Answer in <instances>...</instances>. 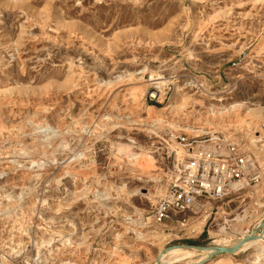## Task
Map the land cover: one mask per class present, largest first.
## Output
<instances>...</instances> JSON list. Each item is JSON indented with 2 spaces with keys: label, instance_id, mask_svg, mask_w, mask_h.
I'll use <instances>...</instances> for the list:
<instances>
[{
  "label": "rangeland",
  "instance_id": "1",
  "mask_svg": "<svg viewBox=\"0 0 264 264\" xmlns=\"http://www.w3.org/2000/svg\"><path fill=\"white\" fill-rule=\"evenodd\" d=\"M263 127L264 0H0V264H192L237 243L264 180L184 224L150 215L183 152L172 134L264 162ZM170 246L191 251L158 261ZM215 258L264 264V241Z\"/></svg>",
  "mask_w": 264,
  "mask_h": 264
},
{
  "label": "built area",
  "instance_id": "2",
  "mask_svg": "<svg viewBox=\"0 0 264 264\" xmlns=\"http://www.w3.org/2000/svg\"><path fill=\"white\" fill-rule=\"evenodd\" d=\"M172 138L182 147L168 169L170 183L151 212L157 224L176 221L204 199L219 200L232 188L264 180V162H257L242 144L223 134Z\"/></svg>",
  "mask_w": 264,
  "mask_h": 264
},
{
  "label": "bare ground",
  "instance_id": "3",
  "mask_svg": "<svg viewBox=\"0 0 264 264\" xmlns=\"http://www.w3.org/2000/svg\"><path fill=\"white\" fill-rule=\"evenodd\" d=\"M260 140L261 141L264 140V134L260 137ZM259 149H264V146L260 145ZM146 155H147V157H151V155H149V154H146ZM136 156H140V153H138ZM128 168L133 169V166L128 167ZM139 170H141V173H146L148 171L145 168H142V169L139 168ZM238 188H242V186L238 187ZM263 207H264V203H263ZM248 217H249V213H248L247 209L244 208L239 213L236 214L234 219L237 220L238 222H240V221H242V220H244L245 218H248ZM203 220H204V218H202V221ZM263 221H264V211H263L262 220L260 222H258V223L260 224ZM225 229H227V228H225L224 225L221 226V228H220V230H222V231H225ZM250 231H252V233L255 235V238L243 241L240 244V246L238 247V249H236L235 251H232L229 254H235L236 252H238L240 250L246 249V248L250 247V245H253L254 243H257L259 239L264 241V230L258 232L256 230V227H253ZM218 245H225V246L228 247V245H226V244H218ZM208 246L209 245H204V247H200V246H198V247L207 248ZM214 247L215 246H211L209 248V252L208 253L204 254L202 257H200L199 259H197L194 262H192V264L193 263H201L205 259L211 260L215 256L214 255V252H215V248ZM161 249H163V251L159 254L157 260L160 261V262H167V263H175L179 259L187 257L190 254V251H191V248L189 246H170V247H167V248L161 247ZM167 254H173V256L166 258Z\"/></svg>",
  "mask_w": 264,
  "mask_h": 264
},
{
  "label": "water",
  "instance_id": "4",
  "mask_svg": "<svg viewBox=\"0 0 264 264\" xmlns=\"http://www.w3.org/2000/svg\"><path fill=\"white\" fill-rule=\"evenodd\" d=\"M256 230L258 232L264 230V221L256 226ZM253 238H255V235L252 233V231H250L248 234L244 235L239 241H237V243L233 245H229L228 247L225 245H215L214 255L222 254V253H231L232 251H235L236 249H238V247L243 241L253 239ZM200 247H204V245H200ZM207 261L208 260L205 259L201 263H193V264H205Z\"/></svg>",
  "mask_w": 264,
  "mask_h": 264
},
{
  "label": "crops",
  "instance_id": "5",
  "mask_svg": "<svg viewBox=\"0 0 264 264\" xmlns=\"http://www.w3.org/2000/svg\"><path fill=\"white\" fill-rule=\"evenodd\" d=\"M261 220H262V219H261ZM261 220H260V221H261ZM260 221H259V222H260ZM258 224H259V223L257 222V223H255V226L253 225V226H251V228L247 229V230L245 231V234H248V233L250 232V230H251L253 227H256ZM245 234L240 235V237H241V236H244ZM240 237H239V238H240ZM237 239H238V238H237ZM259 241H260V239H259ZM262 241H263V240H262ZM240 251H241V250H240ZM240 251H238V252H240ZM225 254H226V253H222V255H225ZM225 258H226V257H225ZM217 259H219V258H215V256H214L211 260H212L213 263H216V262H218ZM205 264H212V263L209 262V263H205Z\"/></svg>",
  "mask_w": 264,
  "mask_h": 264
}]
</instances>
